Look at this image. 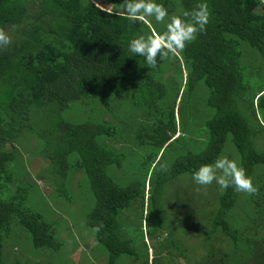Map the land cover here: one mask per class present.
Instances as JSON below:
<instances>
[{"label":"trees","instance_id":"trees-1","mask_svg":"<svg viewBox=\"0 0 264 264\" xmlns=\"http://www.w3.org/2000/svg\"><path fill=\"white\" fill-rule=\"evenodd\" d=\"M156 2L169 17L207 4L209 23L153 70L129 51V42L165 31L167 19H127L121 0H0V28L11 39L0 47V264L13 224L35 250L62 246L56 226L24 207L30 183L20 151L45 164L36 178L57 200H81L82 186L73 193L69 184L70 176H84L93 198L84 225L108 264L120 257L134 264H163V258L166 264H264V125L256 116L257 109L264 120V0ZM75 111L88 119L75 120ZM133 146L140 171L122 184ZM224 150L253 178L257 194L216 183L204 194L194 182V172ZM182 176L193 186L182 188ZM170 191L181 203L166 227ZM146 201V225L150 214L156 222V231L148 230L152 254L145 238L141 249L120 232L133 205ZM179 224L187 240L195 238L196 255L175 238Z\"/></svg>","mask_w":264,"mask_h":264},{"label":"rangeland","instance_id":"rangeland-1","mask_svg":"<svg viewBox=\"0 0 264 264\" xmlns=\"http://www.w3.org/2000/svg\"><path fill=\"white\" fill-rule=\"evenodd\" d=\"M107 8V10H109ZM42 115H47L48 113L41 112ZM40 115V119L42 117ZM74 117H80L78 119L87 120L86 113L84 114L82 111H75L72 113ZM256 116L258 121L264 125V120L262 114L256 109ZM86 117V118H85ZM105 119L112 121L111 115H105ZM200 119L197 120L196 125L194 126L195 134L198 135V129L201 126ZM187 139V138H186ZM191 140L193 138L191 137ZM31 144L26 143L25 147L30 148ZM26 150V149H25ZM28 151V150H27ZM133 156L132 164L127 165L129 169L123 166V175H120L122 180V184H127L133 181V178L136 177L134 171H140V156L138 153V148L133 146ZM23 162L27 169V174H25V179L28 180L30 186L27 187V199H25L24 207L29 211L38 213L42 216V218L52 225L56 226L55 237L62 242V246L60 250L57 251H49V250H35L31 244L29 236L20 228H18L15 224L11 227V240L7 243V247L3 251V259L5 264H15V261L20 262L18 264H108V254L103 247L97 245L93 239L91 238V234L87 231L84 225V218L86 217L89 209L92 206L93 198L91 195H88L89 188L87 186L86 191V181L84 176L81 174H76L75 176H70V188L73 193H77L79 191V186L83 188L81 200L77 198V200L73 203H68L66 201L57 200L51 195L50 188L45 186L42 180L36 178V175L42 172V169L45 167V164H38L39 159H34L32 154L25 151H20ZM38 153V152H36ZM170 150L166 153L165 164L168 163V159L170 160ZM39 154V153H38ZM40 155V154H39ZM225 150L222 153L221 157H225ZM227 157V156H226ZM32 163V165H31ZM125 164V163H124ZM128 164V163H126ZM32 166V167H30ZM133 173H132V172ZM37 173V174H36ZM35 174V175H34ZM189 176H182L178 179V181H183L182 188L185 185H188ZM177 181V182H178ZM190 185L194 184L191 181ZM215 183V182H213ZM193 186V185H192ZM166 189V186H164ZM176 188V187H175ZM181 188V187H180ZM77 189V192H76ZM162 189V187H161ZM204 194H211L212 188L209 187V191L207 188H203ZM48 192V193H47ZM171 192V191H170ZM50 193V194H49ZM172 193V192H171ZM173 198L171 200H166V204L163 205L164 213V224L167 226H171L173 224L172 218H176L177 207L181 201H174L175 195L173 191ZM77 195V194H76ZM161 198L162 197H157ZM181 200L185 201V193L183 192L182 196H180ZM166 199V197L164 198ZM174 201V202H173ZM198 204V203H196ZM90 207V208H89ZM180 208V207H179ZM167 211L172 212L174 217L168 215ZM183 211V209H182ZM147 212L148 205L146 201L145 207H139L137 204H134L132 209L127 213L126 223L127 225H122L120 228V232L122 237H130L134 240L137 245L140 246L141 249L144 248V239L147 247L150 249L149 254L153 253L151 249L154 241L148 237V230L156 231V222L154 216L150 214V226L146 225L147 223ZM183 215V214H182ZM181 215V217H182ZM142 220V221H141ZM177 220V218H176ZM141 221V225L139 226V222ZM185 221V220H184ZM189 223V220L186 221ZM170 224V225H169ZM176 225V223H175ZM182 225L179 224L175 229L174 235L177 238V241H182V244H187L190 247V251L192 254L196 255L198 247L196 246V242L194 243L195 238L191 237L192 241L187 240L188 238L186 233L181 229ZM142 230L143 235L142 236ZM126 233L127 236H124L123 233ZM166 236V232H165ZM167 238V237H166ZM163 237V242L166 240ZM165 239V240H164ZM167 244V243H165ZM14 245V246H13ZM166 256V255H165ZM173 256H177V253L174 252ZM167 257V256H166ZM176 257H174L175 259ZM173 259V261H174ZM163 264L167 263V259L163 258ZM177 260V259H176ZM174 262V264H184L183 261L178 260ZM114 264H134L132 259L127 257H120L115 260ZM173 264V262H172Z\"/></svg>","mask_w":264,"mask_h":264},{"label":"clouds","instance_id":"clouds-1","mask_svg":"<svg viewBox=\"0 0 264 264\" xmlns=\"http://www.w3.org/2000/svg\"><path fill=\"white\" fill-rule=\"evenodd\" d=\"M121 7L126 18L133 21L154 18L157 23H164L168 20L165 31L148 36L140 35L129 42V51L144 57L146 65L153 70L159 66L158 60L163 61L171 53L183 50L199 33L206 31L209 23L207 4H200L191 12L184 10L171 17L168 9L156 0H121ZM10 43V37L0 28V47H6ZM160 170L167 171V165L160 164ZM193 180L205 189L215 182L221 190L234 187L236 191L249 195L258 193V187L254 185L253 178L247 175L246 169L226 156L199 167L193 174ZM102 228L101 224L94 227L93 231L99 233Z\"/></svg>","mask_w":264,"mask_h":264}]
</instances>
